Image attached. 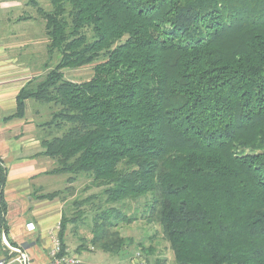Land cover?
I'll return each instance as SVG.
<instances>
[{
	"label": "trees",
	"instance_id": "obj_1",
	"mask_svg": "<svg viewBox=\"0 0 264 264\" xmlns=\"http://www.w3.org/2000/svg\"><path fill=\"white\" fill-rule=\"evenodd\" d=\"M48 1L50 11L32 2L59 63L19 91L9 119L28 100L56 108L40 126L57 132L42 155L67 184L85 176L102 189L74 203L104 200L91 246L127 248L115 229L144 200L141 217L159 223L174 264H264V0ZM94 64L89 81L65 77ZM6 180L0 165L1 225ZM81 218L63 214L60 257Z\"/></svg>",
	"mask_w": 264,
	"mask_h": 264
},
{
	"label": "crops",
	"instance_id": "obj_2",
	"mask_svg": "<svg viewBox=\"0 0 264 264\" xmlns=\"http://www.w3.org/2000/svg\"><path fill=\"white\" fill-rule=\"evenodd\" d=\"M28 7L35 11L32 19H25L29 17L24 15ZM44 31L32 0H0V165L7 178L2 189L7 211L3 225L0 216V238L20 248L29 264H53V241L59 238L61 219L70 200L64 195L53 200L40 198L59 189L56 175L51 174L56 162L42 155L44 133L33 119L31 100L26 102L24 118L9 119L16 111L19 91L35 77L27 57L42 55L38 47Z\"/></svg>",
	"mask_w": 264,
	"mask_h": 264
},
{
	"label": "rangeland",
	"instance_id": "obj_3",
	"mask_svg": "<svg viewBox=\"0 0 264 264\" xmlns=\"http://www.w3.org/2000/svg\"><path fill=\"white\" fill-rule=\"evenodd\" d=\"M29 2L31 0H28ZM33 1V0H32ZM39 5L44 8L46 11L51 10V5L48 0H38ZM35 11L32 7H28L25 10L26 16H31ZM39 21H44L37 14ZM45 27V25H44ZM48 38L46 37L44 31V37L42 43L39 45V50L42 49V55H29L27 57L28 65L30 66L32 72L35 74L34 80L42 79L50 70L55 68L59 63V56L57 53L49 55L48 53ZM94 65L77 68V69H67L64 70L66 79L81 83L89 81L93 76V67ZM31 108L34 109L33 119L36 123L39 124V127L50 121L52 118V113L56 108L51 104H44L31 100ZM37 112H36V111ZM43 131L44 138L56 135L55 130L49 131V129H44L40 127ZM43 138V139H44ZM57 164H55V167ZM69 175H56V184L58 185L59 190H65L63 193L64 197L69 198V203L64 209V215L68 218L73 216H82L81 220L77 224H69L67 229V250L66 253L71 256H78L82 264H132L133 258L136 253L139 252V245L142 244L146 248L152 246L155 248V254L151 257V261L154 262V259L161 258L166 261V264H174L173 252L170 249V245L167 240L164 238L161 226L155 221H149L147 219H142L141 215L144 210V200L139 202H130L127 207L130 209V214L138 213V220L129 225H121L117 229L120 232L121 237L128 239L129 243L127 248L118 252H104L101 250L94 249L91 244V230L93 225V217L95 215V208L99 205H103L104 200L99 198L96 200L95 206H92L90 203H83L75 206L74 203H81V201L89 198L91 195H99L102 192L101 188L94 186L92 180L87 179L85 176H80L76 183L69 185L66 183ZM101 199V201H100ZM105 206V205H103ZM120 208L121 204L116 205ZM78 208L80 211L78 213ZM75 225V226H74ZM76 227V228H74Z\"/></svg>",
	"mask_w": 264,
	"mask_h": 264
},
{
	"label": "built area",
	"instance_id": "obj_4",
	"mask_svg": "<svg viewBox=\"0 0 264 264\" xmlns=\"http://www.w3.org/2000/svg\"><path fill=\"white\" fill-rule=\"evenodd\" d=\"M5 253L9 255L6 257ZM61 242L58 237L53 241V248L51 251V261L53 264H81L78 257H70L67 253L60 257ZM11 261H18L23 264H29L28 256L18 247L12 246L4 237L0 238V264H8ZM132 264H147L145 255L139 251L133 258Z\"/></svg>",
	"mask_w": 264,
	"mask_h": 264
}]
</instances>
